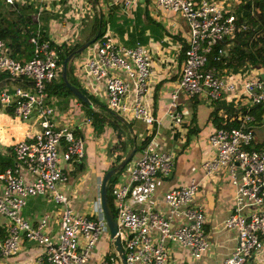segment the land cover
<instances>
[{"label": "built area", "instance_id": "built-area-1", "mask_svg": "<svg viewBox=\"0 0 264 264\" xmlns=\"http://www.w3.org/2000/svg\"><path fill=\"white\" fill-rule=\"evenodd\" d=\"M2 1L12 5L16 0ZM112 1L126 11L136 0ZM239 1L152 0L162 12H177L187 28L180 72L167 110L173 124L182 121L175 101L179 90L187 97L203 93L209 101L222 99L233 107H264V78L259 76L264 69L254 68L258 73L253 75L205 67L206 54L214 43L233 32L237 14L232 6ZM75 14L79 18L81 10ZM75 29L72 27L61 41L28 36L31 49L26 58L9 55L8 45L0 39V71L7 74L0 86V108L10 116L34 118L38 123L36 131L10 143L13 163L0 169V224L5 230L0 238V257L19 255L24 238L41 247L33 264H89L88 253L105 236L100 259L92 264H120L101 209L100 182L89 201L76 199L78 209L73 205L75 199L71 201L60 189L66 180L65 167L84 154V139L66 124L67 117L80 115L78 124L90 128L89 119L75 99L68 101L69 110L60 113L53 101L46 102L45 89L61 70L57 45L73 42ZM84 54V60L72 61L79 84L92 95L103 91L107 107L125 119L138 118L152 124L154 118L143 102L151 73L147 47L139 42L123 44L105 31ZM17 77L29 82L17 84ZM127 94L129 103L124 99ZM56 116L63 120L62 125H56ZM221 116L220 125L212 124L207 133L213 153L201 162L202 173L206 177L217 168H225L234 188L223 224L234 231L236 243L222 264H253L252 259L264 248V147L253 145L257 142L253 114L238 111ZM233 119L235 125L224 126ZM260 125L264 126V118ZM133 156L119 173L124 181L116 182L112 190V214L125 264H169L173 245L186 250L192 264H198L209 241L203 228L205 214L194 201L197 182L190 180L167 188L162 194L164 210L156 209L150 203L154 182L157 176L170 173L171 154L155 148L149 138ZM130 195L141 197L143 205L134 206ZM33 196L48 197L59 205L54 219L49 209L42 210L34 223L23 216V207ZM52 223L57 224L54 231H50Z\"/></svg>", "mask_w": 264, "mask_h": 264}, {"label": "crops", "instance_id": "crops-1", "mask_svg": "<svg viewBox=\"0 0 264 264\" xmlns=\"http://www.w3.org/2000/svg\"><path fill=\"white\" fill-rule=\"evenodd\" d=\"M14 4L20 7L28 4L31 7L22 9L20 12L15 8L11 9L9 6L11 4L0 0V26L10 32V37L7 39L9 50L18 52L21 54V58H26L31 49L25 31L30 25L27 20L29 16L31 20H35L37 35L57 41L66 38L72 27H76L77 33L80 29V32L82 29L88 32L91 27L89 26L90 22L82 24L80 18L75 16L76 4L73 3V0L66 2H62V0H16ZM95 5L100 11L99 14H103L105 31L113 35L119 42L127 40V33H131V36L134 37L147 33L146 30L141 33L142 29L139 31L140 26L144 23V12H147L149 17L158 22L163 29V35L159 40L148 38L146 41L140 42L147 47L151 58L148 90L143 102L154 118V122L148 124L138 118L130 119L132 121L131 133L134 134L136 142L149 136L155 148L169 152L172 157L170 173L165 177L157 176L154 182V194L150 203L156 209L164 210L162 194L167 188L187 183L190 180L197 182L194 201L202 207L205 214L203 228L209 241V247L198 260V264H222L223 259L230 254L236 243L234 231L223 224V219L232 205L234 188L229 182L225 168H217L209 176L203 177L201 162L213 153L206 140L207 133L214 123L213 113L216 110V116L220 118L222 113L228 114L224 110L223 104L229 102L222 99L209 101L203 93L187 97L183 91L179 90L175 101L176 108L181 112L182 121L180 124H173L167 110L170 92L175 87L180 72L182 48L186 44L185 21L177 12L158 10L152 4V0H136L126 11L121 9L119 3H114L112 0H104L102 4L97 1ZM109 8L111 9L110 15H107ZM117 24H122L124 28L119 34L120 37L116 36L112 29ZM227 45L224 46V50ZM219 70L229 71L225 67ZM5 82V80H0V86ZM94 96L105 100L103 91ZM124 99L126 103L130 102L128 94ZM52 101H57V98H51ZM76 102L78 109L82 112L80 103L77 100ZM68 105L63 108L55 106L60 113H63L69 110ZM73 109L77 111L76 107ZM70 116L67 117L66 124L73 128L75 135L83 137L84 134L87 136L85 139L92 146L91 148L86 147L84 141L83 156L73 159L65 167L67 183L63 189L60 187L61 190L69 194L70 199H75L73 205L76 202L75 208H79L77 198L85 200L96 194L98 182H100L103 172L108 168L110 158L106 151L108 145L114 141V135L108 128L101 134L94 135L89 127L78 124L81 120L80 115ZM55 123L62 125L64 122L56 116ZM256 125L258 126H255V129L262 127L259 126L260 123ZM37 129L38 123L34 118L22 120L10 116L0 108V152L4 151L0 154H9L11 152L9 145L13 140L31 134ZM254 138L257 139L255 135ZM261 140L257 139V142ZM84 170H86V177L82 175ZM123 181L124 177L119 174L116 182ZM130 197L134 206L143 205L141 197L135 195H130ZM51 206L52 203L48 197H29L23 207L22 214L34 223L40 212ZM56 228V223L50 225V231H54ZM3 235V231H0V238ZM40 253V246L22 238L19 255L1 256L0 264H33L34 259ZM192 261L186 250L178 245H173L169 264H192ZM252 262L253 264H264V248L257 258L252 259Z\"/></svg>", "mask_w": 264, "mask_h": 264}, {"label": "trees", "instance_id": "trees-1", "mask_svg": "<svg viewBox=\"0 0 264 264\" xmlns=\"http://www.w3.org/2000/svg\"><path fill=\"white\" fill-rule=\"evenodd\" d=\"M92 6H95L97 0H89ZM11 9H17L20 11L25 8H30L31 6L25 4V6H17L15 4L9 5ZM112 8V7H110ZM108 9L107 15H110L111 9ZM232 9L237 14L236 26L233 32L224 36L221 40L214 43L210 51L206 54L205 67H212L216 71L225 67L231 72H237L243 70L247 66L260 67L264 69V0H240L232 6ZM101 14V13H100ZM94 14L92 19V24L90 30L86 37L79 41H73L71 43L61 42L57 45L59 54V63L65 55L70 53L73 49L79 46L83 41L95 36L97 38L101 37L106 27L104 26L103 14ZM144 23L140 26L139 31L143 33L144 30L147 31L143 36H131V33H127V40L121 42L126 45L134 44L135 42H144L146 39L151 38L154 40H159L163 35V29L161 25L155 20L151 19L147 12H144ZM27 17V16H26ZM29 26L25 29L27 36L37 37L38 40L45 39L43 36L36 34L35 20H31L29 16ZM125 24V23H124ZM244 26V28H242ZM113 32L116 36L120 37L119 34L124 30L122 24H117L113 26ZM26 36V37H27ZM10 37V32L5 31L4 27L0 26V39H2L6 45L7 39ZM228 44V45H227ZM226 49L224 50V46ZM226 51V54L224 53ZM80 52H74L70 59L66 63V78L67 80L77 86L82 93H84L90 101V104L83 103L76 99L70 90L65 86L64 81L61 76V70L57 74L56 79H53L46 85L45 98L46 102L50 103L51 98H57V105L66 106L68 100L75 99L80 105L84 116L89 119V126L91 132L94 135L101 134L107 128L110 129L114 135V141L110 143L107 147V154L109 155L108 168L114 166L123 156V154L132 146L135 147V153L140 151L143 145L148 141L149 136H145L142 140L136 142L134 134L130 133L127 129L125 123L131 127L132 121L130 119L123 118L117 112L109 109L105 100L98 96L90 94L85 88H83L73 72L72 61L75 59L76 55ZM9 55L19 58L21 54L18 52L9 51ZM25 55V54H24ZM77 58V57H76ZM7 74L0 71V80L5 78ZM22 77L15 78L17 84L28 83L29 81H23ZM224 110L230 114L235 115L238 111L242 113L253 114L256 123H260L261 119L264 118V107L260 104L257 105H245L240 107H233L229 102L228 104H223ZM10 112V108H7ZM213 124L220 125L222 122L220 117L216 116V110L213 113ZM236 121H227L224 126L235 125ZM255 140V138H254ZM254 147L260 148L264 147V138L260 142L253 144ZM13 163V156L10 152L9 154H0V169L10 166ZM124 168V167H123ZM119 169L115 174L111 175L107 183L106 198L109 207L112 210L110 197H112V190L116 183L118 174L123 170ZM0 231L5 230L0 224Z\"/></svg>", "mask_w": 264, "mask_h": 264}, {"label": "water", "instance_id": "water-1", "mask_svg": "<svg viewBox=\"0 0 264 264\" xmlns=\"http://www.w3.org/2000/svg\"><path fill=\"white\" fill-rule=\"evenodd\" d=\"M94 39L95 36L90 37L89 39L83 41L79 46H77L70 53L65 55L61 62V76L65 86L70 90V92L76 99L86 104H90V101L87 98V96L84 93H82V91L77 86L71 84L66 78V63L74 52H79L85 49L92 41H94ZM259 76L261 78H264V70L259 74ZM125 125L127 126L128 131L131 133V128L129 127V125L127 123H125ZM134 153H135V147L132 146L123 154L121 159L114 166L107 168L103 172L99 185V199H100L103 217L107 226L108 235L111 238L112 245L114 246V249L117 253L120 264H125L124 254L119 239L116 235V228H117L116 221L112 214V210L107 202L106 189H107L108 180L111 177V175L115 174L119 169L123 168L126 165V163L132 158Z\"/></svg>", "mask_w": 264, "mask_h": 264}, {"label": "rangeland", "instance_id": "rangeland-1", "mask_svg": "<svg viewBox=\"0 0 264 264\" xmlns=\"http://www.w3.org/2000/svg\"><path fill=\"white\" fill-rule=\"evenodd\" d=\"M66 1L67 0H62V2H66ZM97 1L102 4L104 0H97ZM73 3L76 4V7L74 8L75 11L81 10V14H80V17L79 18L82 21V24H86V23L90 22L89 26H91L92 19H93V15L94 14H99V12H100L99 9L96 8V5L95 6H92L89 0H73ZM89 12H91V13L88 14ZM80 31H81V29L78 31V33L76 31H73L72 39H71L72 41H79V40H81L82 38L86 37L87 34H88V32H89V31L87 32V31H85L83 29H82V32H80ZM95 41L96 40L92 41L85 49L79 51L80 53L77 54L76 57L84 60L86 58V56H85V54L82 55V53H85L87 51V49ZM76 57H75V59H77ZM254 68H256V67L247 66V67H245L241 71L232 72V73L241 74L242 72H245V73H251L253 75H257L258 72H255L253 70ZM56 102L54 101L52 103L54 105H57ZM67 104H68V102H67ZM58 106L61 107V105H58ZM256 126H258V125H256ZM259 126H261V125H259ZM255 130H256L254 132L255 133V137L257 139H260L261 140L263 138V136H264V126L258 128V129H255ZM83 137H84V141H85V146L88 147V148H91L92 146L90 144H88V142L85 139V137H87V136H84V134H83ZM134 156H135V154H134ZM82 175L84 177H86V170L82 171ZM66 183H67V180H65L64 182H62L61 189L64 188V186L66 185ZM91 198L85 199V200L83 199V201L84 202L89 201ZM71 201H74V200L72 199ZM110 201H111V206H112V197H110ZM50 202L52 203V206L49 207V208H46V209H49L51 211V218L54 219V216H56V214L58 213L59 205L57 203H54L52 200H50ZM74 205H76V203ZM105 245H106V237L105 236H102V238L96 243V245L91 250V252H89L88 255H87L88 258H89V264H92V262L94 260L98 261L100 259L99 251H101Z\"/></svg>", "mask_w": 264, "mask_h": 264}]
</instances>
